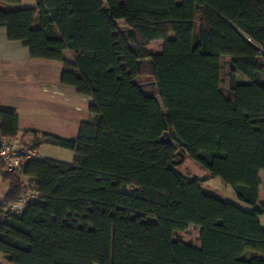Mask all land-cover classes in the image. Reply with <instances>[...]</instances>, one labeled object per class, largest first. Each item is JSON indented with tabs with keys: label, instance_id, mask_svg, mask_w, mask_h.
<instances>
[{
	"label": "trees",
	"instance_id": "1",
	"mask_svg": "<svg viewBox=\"0 0 264 264\" xmlns=\"http://www.w3.org/2000/svg\"><path fill=\"white\" fill-rule=\"evenodd\" d=\"M21 1L0 0V28L31 59L60 64V83L91 98L98 119L73 139L30 132L32 149L70 150L73 162L36 157L0 171V255L10 264H264V0ZM0 136L17 139L15 109L0 107ZM185 158L205 175L183 174ZM213 179L250 209L205 193ZM30 190L37 201L8 210ZM189 227L199 247L176 237Z\"/></svg>",
	"mask_w": 264,
	"mask_h": 264
},
{
	"label": "crops",
	"instance_id": "2",
	"mask_svg": "<svg viewBox=\"0 0 264 264\" xmlns=\"http://www.w3.org/2000/svg\"><path fill=\"white\" fill-rule=\"evenodd\" d=\"M61 71L58 63L31 59L28 49L9 41L0 28V107L16 110L21 145L31 142L30 132L73 139L81 122L98 119L89 112L91 98L60 83ZM2 183L1 178L0 201L7 193ZM0 264L10 263L0 255Z\"/></svg>",
	"mask_w": 264,
	"mask_h": 264
},
{
	"label": "rangeland",
	"instance_id": "3",
	"mask_svg": "<svg viewBox=\"0 0 264 264\" xmlns=\"http://www.w3.org/2000/svg\"><path fill=\"white\" fill-rule=\"evenodd\" d=\"M36 0H22L21 6L25 8L34 7ZM123 28V27H122ZM162 41H154L149 44V49L152 52H159L161 50ZM221 88L223 94L226 96V91L228 89V58H223L221 61ZM152 81L147 79L146 84L151 83ZM97 119L93 118L91 122H96ZM28 146L31 145V142H27ZM40 155L42 158L48 157L53 158L59 161L71 163L74 160V154L70 150L50 146V145H42L40 147ZM40 157V156H39ZM180 160V159H179ZM181 165L178 166V169L182 171L183 174L191 177H202L205 175L204 170H202L194 161L189 158H185L182 161L180 160ZM1 170V169H0ZM261 177V174H260ZM0 181H1V173H0ZM3 183V190H8L7 183L2 180ZM202 190L205 193L211 194L224 200L226 202L232 203L242 209L249 210L250 207L245 205L244 203L240 202L236 196L234 195L233 191L226 185H224L219 179H213L209 182H205L202 184ZM263 199V192L262 187H259V197H258V205L262 202ZM262 224H264V217L260 218ZM178 239L183 241L186 244H190L194 247H199V230L189 227L185 232L178 233L176 235Z\"/></svg>",
	"mask_w": 264,
	"mask_h": 264
},
{
	"label": "built area",
	"instance_id": "4",
	"mask_svg": "<svg viewBox=\"0 0 264 264\" xmlns=\"http://www.w3.org/2000/svg\"><path fill=\"white\" fill-rule=\"evenodd\" d=\"M36 157H39V153L36 149H32L31 146L21 145L16 140L0 136L1 171L8 174H16L25 161ZM39 197L40 195L38 192L34 190L27 191L18 202L11 204L8 210L13 213H18L24 208L27 202L37 201Z\"/></svg>",
	"mask_w": 264,
	"mask_h": 264
},
{
	"label": "water",
	"instance_id": "5",
	"mask_svg": "<svg viewBox=\"0 0 264 264\" xmlns=\"http://www.w3.org/2000/svg\"><path fill=\"white\" fill-rule=\"evenodd\" d=\"M150 84H153V82L148 83L147 85H150ZM139 86L143 87L144 85H139ZM162 142H166V143H168L169 140H168V138H166V139H163V138H162Z\"/></svg>",
	"mask_w": 264,
	"mask_h": 264
}]
</instances>
